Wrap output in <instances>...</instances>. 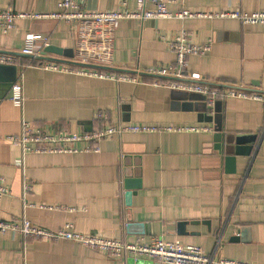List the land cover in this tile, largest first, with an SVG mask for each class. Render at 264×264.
<instances>
[{
	"label": "crops",
	"instance_id": "crops-1",
	"mask_svg": "<svg viewBox=\"0 0 264 264\" xmlns=\"http://www.w3.org/2000/svg\"><path fill=\"white\" fill-rule=\"evenodd\" d=\"M171 1L167 7L172 13L264 11V0ZM57 2L0 0V8L52 13L60 10ZM82 2L89 11L137 8V0ZM143 7L153 10L155 5L145 0ZM182 33L191 42L211 44L206 54L188 56L185 75L191 80L264 92L261 24L227 17L86 18L72 23L49 17L16 19L13 29L0 33V51L38 45L40 40H28L30 34L47 40L38 57L23 55L15 70L0 68V81L20 76L24 96L22 108L15 107L9 99L11 85L0 83V177L7 188L0 199V220L24 217L51 230L72 223L76 232L122 242L158 236L197 245L216 258L264 264V101L229 96L210 106L201 94L155 86L150 71L175 65L170 41ZM47 46L60 53L42 55ZM42 61L129 74L136 81L43 69L37 65ZM22 119L51 133H84L130 122L200 124L212 130L128 132L92 144L75 142V152L22 154L20 146L5 139L20 133ZM235 135L249 139V155H234ZM90 145L99 151L80 150ZM230 155L235 157L233 172L225 161ZM25 183L31 188L24 192ZM129 257L113 258L72 240L0 232V264H127Z\"/></svg>",
	"mask_w": 264,
	"mask_h": 264
},
{
	"label": "built area",
	"instance_id": "built-area-1",
	"mask_svg": "<svg viewBox=\"0 0 264 264\" xmlns=\"http://www.w3.org/2000/svg\"><path fill=\"white\" fill-rule=\"evenodd\" d=\"M83 0H58L59 11L52 13L14 11L11 7L0 8V33H7L13 29L16 19L20 18H58L64 19L68 23L79 21L80 19L95 18H133L142 19L151 18H234L246 24L264 25V11L252 12H192L181 10L172 13L167 5L171 0H151L155 7L153 10L144 9L145 0H137V8L134 11L123 12H99L89 11L83 8ZM28 40L33 42L40 40L38 45L30 43L17 52H0V65L19 66V58L23 55L38 57L39 51L46 46L47 40L39 35H28ZM210 42L194 43L187 39L185 33L176 35L170 41V49L175 54V65L165 69L151 70L149 74L154 75L155 86H164L171 89H177L185 92L201 94L205 97L207 105H213L216 99L225 97H238L244 99H253L264 101V92L247 91L241 87L224 88L222 86L204 84L191 80L185 75L187 58L190 55H204L210 50ZM37 65L43 69L61 71L67 73H79L84 75H94L101 78H112L122 81H136V77L129 74H120L115 76L108 72H92L81 68H74L69 65H60L54 62H40ZM11 103L18 108H22L24 96L20 76L16 78L10 88ZM96 117H102L97 112ZM20 133L18 135H7L6 140L21 148L22 154L26 153H56V152H75L79 149L72 146L73 143L83 141L88 144L95 143L97 140L111 135H120L122 133H147V132H209L211 127L206 125H145L138 123H113L108 127L91 130L84 133H65V132H44L41 128L34 126L31 122L22 119L20 123ZM82 151L98 152L97 146H86ZM31 187L28 184L23 185V191H28ZM7 193L4 179L0 177V199ZM11 231L18 233L23 237H32L45 241L52 240H72L83 246L93 248L113 257L121 258L131 256L134 258L156 259L165 264H255L239 260L216 258L212 254H207L197 245L184 244L178 240L168 241L158 236L150 238L148 242H122L118 239L101 237L94 234H83L73 230L72 223H66L57 230L47 229L32 223L24 217H18L9 221L0 220V232Z\"/></svg>",
	"mask_w": 264,
	"mask_h": 264
},
{
	"label": "water",
	"instance_id": "water-1",
	"mask_svg": "<svg viewBox=\"0 0 264 264\" xmlns=\"http://www.w3.org/2000/svg\"><path fill=\"white\" fill-rule=\"evenodd\" d=\"M0 52H9V51H0ZM47 52H53V53H60V49L54 47V46H47L45 49L42 51V55L47 53ZM6 67H11L15 70V66H10V65H0V68H6ZM16 74V73H15ZM14 82V81H13ZM12 80H7V81H0L2 83L3 87H7L9 85L13 84ZM3 93H0V99L3 97ZM247 140V141H246ZM232 141V140H231ZM234 145V155L240 154V155H249L252 145H250V141L247 138H243L240 135H235L233 138ZM234 159L235 157L233 155L226 156L225 161L227 164V167L229 168L230 172L234 171ZM129 194H125V202L126 204H129ZM127 264H160V262L154 263L152 260H145L143 258H134V257H129L127 258Z\"/></svg>",
	"mask_w": 264,
	"mask_h": 264
},
{
	"label": "trees",
	"instance_id": "trees-1",
	"mask_svg": "<svg viewBox=\"0 0 264 264\" xmlns=\"http://www.w3.org/2000/svg\"><path fill=\"white\" fill-rule=\"evenodd\" d=\"M34 62H35L34 60L31 61L32 64H35L36 63V62L35 63Z\"/></svg>",
	"mask_w": 264,
	"mask_h": 264
}]
</instances>
